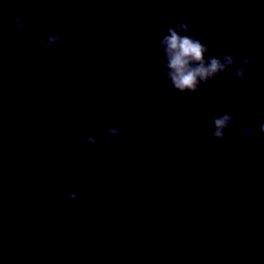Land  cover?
Here are the masks:
<instances>
[{"label":"water","instance_id":"95a60500","mask_svg":"<svg viewBox=\"0 0 264 264\" xmlns=\"http://www.w3.org/2000/svg\"><path fill=\"white\" fill-rule=\"evenodd\" d=\"M169 28L225 65L195 93ZM262 122L264 0H0V264H264Z\"/></svg>","mask_w":264,"mask_h":264},{"label":"clouds","instance_id":"9594fccd","mask_svg":"<svg viewBox=\"0 0 264 264\" xmlns=\"http://www.w3.org/2000/svg\"><path fill=\"white\" fill-rule=\"evenodd\" d=\"M22 18H16L15 25L19 29H23V24L20 23ZM181 29L187 31L189 25L186 23H180L178 25ZM170 35L164 37L163 44L166 46L165 51L167 53V67L171 70L168 75L171 79L172 86L181 93L186 91L195 93L200 82L205 84L209 81V78L214 76L218 72H223L225 65L221 63V59L217 57H209L207 60L204 58V54L208 52L207 46L201 42L200 39L193 36H180L177 34L174 28L168 29ZM35 38V37H34ZM24 39V37H21ZM59 37L49 36L48 43L55 42ZM47 52V45L45 47ZM223 59L229 65H235V60L232 55L226 54ZM243 64L250 65L252 60L250 57H244ZM244 69L237 68L236 74L238 77L243 76ZM233 95H237L234 91ZM233 116L230 113H223L215 117L212 121L214 130L211 136L216 141H222L225 139V133L232 128ZM95 123V122H94ZM104 132L111 139H103L102 143L105 147H111L115 144L116 139H123L122 129L119 124L115 126L105 127ZM237 132L236 135H240ZM259 134L262 141H264V122L259 125ZM99 131L95 130L92 134H85L82 142L87 145H96ZM243 135L247 138L258 135L256 129L250 125L245 124L243 127ZM159 155L163 157L165 155L163 147L157 149ZM9 162L13 164H22L25 162V156L23 154H17L15 157H6ZM62 183L57 181L56 187H61ZM80 189L77 188L67 194V199L70 201H76L79 197ZM32 264H48V261H33ZM50 264H60L59 258L51 260ZM97 264H108L106 260H99Z\"/></svg>","mask_w":264,"mask_h":264}]
</instances>
